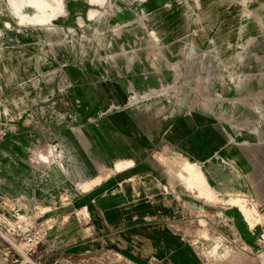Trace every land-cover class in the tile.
<instances>
[{
    "label": "rangeland",
    "instance_id": "1",
    "mask_svg": "<svg viewBox=\"0 0 264 264\" xmlns=\"http://www.w3.org/2000/svg\"><path fill=\"white\" fill-rule=\"evenodd\" d=\"M165 11L170 36L155 18ZM0 50L29 58L46 93L60 83L64 96L106 100L90 122L111 145L119 118L151 99L159 142L187 151L196 173L205 164L182 188L190 243L208 264H264V0H0ZM26 240L0 228L11 258ZM61 264L128 263L99 252Z\"/></svg>",
    "mask_w": 264,
    "mask_h": 264
},
{
    "label": "crops",
    "instance_id": "2",
    "mask_svg": "<svg viewBox=\"0 0 264 264\" xmlns=\"http://www.w3.org/2000/svg\"><path fill=\"white\" fill-rule=\"evenodd\" d=\"M155 18L165 19L163 33L172 35L166 11ZM33 71L40 76V66ZM30 77L29 58L0 50V228L21 241L41 231L18 258L1 242L0 254L13 262L37 257L43 264L99 252L128 264H208L189 241L182 190L205 164H194L196 173L187 151L159 142L151 99L133 103L149 108L119 118L124 130L111 145L106 126L90 122L91 107L106 100L64 96L60 83L46 93V83ZM126 120L134 122L128 132ZM197 221L193 231L200 234L205 226L201 230Z\"/></svg>",
    "mask_w": 264,
    "mask_h": 264
},
{
    "label": "built area",
    "instance_id": "3",
    "mask_svg": "<svg viewBox=\"0 0 264 264\" xmlns=\"http://www.w3.org/2000/svg\"><path fill=\"white\" fill-rule=\"evenodd\" d=\"M40 232H41L40 230H36L32 234L28 235L26 242L27 243H34V242L37 243L39 241ZM23 262L27 263L26 259H23ZM29 264H31V263H29Z\"/></svg>",
    "mask_w": 264,
    "mask_h": 264
},
{
    "label": "bare ground",
    "instance_id": "4",
    "mask_svg": "<svg viewBox=\"0 0 264 264\" xmlns=\"http://www.w3.org/2000/svg\"><path fill=\"white\" fill-rule=\"evenodd\" d=\"M18 248H19V250H21V251L24 250V246H22V247H19V246H18Z\"/></svg>",
    "mask_w": 264,
    "mask_h": 264
}]
</instances>
